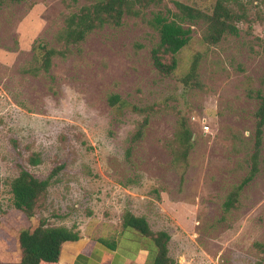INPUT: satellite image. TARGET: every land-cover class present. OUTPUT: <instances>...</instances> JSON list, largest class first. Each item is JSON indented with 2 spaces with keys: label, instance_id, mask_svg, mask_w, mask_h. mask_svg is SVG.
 <instances>
[{
  "label": "rangeland",
  "instance_id": "obj_1",
  "mask_svg": "<svg viewBox=\"0 0 264 264\" xmlns=\"http://www.w3.org/2000/svg\"><path fill=\"white\" fill-rule=\"evenodd\" d=\"M95 1L7 0L0 7V264L17 260L18 232L41 219L82 239L116 242L129 255L137 248L138 262L149 264L148 244L123 232L125 211L170 235L174 264H264L254 246L264 243V128L259 172L237 206L223 211L250 169L256 93L264 95V0H238L250 23L216 45L202 43L203 24L191 26L190 45L171 76L152 66L158 35L138 18L64 50L58 34L65 19ZM174 2L210 11L215 0H163L171 10ZM40 46L63 53L48 71ZM197 52L200 87L185 91L178 78ZM111 95L153 108L138 142L129 139L143 116L114 110ZM180 115L193 139L184 159L172 148ZM32 153L40 158L36 166L26 163ZM20 166L40 179L61 167L31 219L13 206Z\"/></svg>",
  "mask_w": 264,
  "mask_h": 264
},
{
  "label": "trees",
  "instance_id": "obj_2",
  "mask_svg": "<svg viewBox=\"0 0 264 264\" xmlns=\"http://www.w3.org/2000/svg\"><path fill=\"white\" fill-rule=\"evenodd\" d=\"M7 0H0V7ZM20 2L22 0H10ZM161 8L152 12L146 18L147 10ZM125 17H133L145 21L158 35V42L150 50L152 66L161 76H171L178 68L177 55L191 42V26L203 24L204 31L201 41L206 46L218 44L226 36H237L240 23H250L246 7L238 0H215L210 11L174 2V10L167 8L163 0H96L94 3L83 6L76 13L70 14L64 21V27L58 34V41L69 46L81 44L86 37L96 30L106 26L121 27ZM57 54H63L55 49L40 46L41 68L48 71L51 59ZM201 54L195 53L191 58L187 70L178 78L185 91L194 86L200 87L198 69ZM259 100L258 108L254 113V145L250 155L249 173L227 195L223 204L224 213H229L237 206L239 195L259 172L260 156L263 144L264 128V95L256 93ZM109 105L116 111L130 109L131 112L143 116L138 122L129 142L134 144L142 139L144 130L153 114V108L139 107L127 104L118 95L108 98ZM179 123L172 140V148L178 157L184 159L192 148V133L183 116H179ZM130 148V147H129ZM131 149V148H130ZM130 152V150L128 149ZM26 163L36 166L40 163L39 155L32 153L26 158ZM61 167L53 170L45 179H40L20 166L18 175L11 182L13 206L26 218L31 219L35 213L44 207L47 190L51 180ZM124 233L134 235L136 241H145L148 244L147 254L149 264H174L169 256L170 235L166 231L154 232L144 217H137L130 211L122 215ZM80 239L79 233L66 227L47 226L46 220L41 219L33 229H21L17 236V260L1 264H59L62 246L66 242H76ZM99 243L108 250L117 248L116 242H108L103 238L90 239L84 253ZM255 248L264 254V243H255ZM138 254L136 248L134 254Z\"/></svg>",
  "mask_w": 264,
  "mask_h": 264
},
{
  "label": "crops",
  "instance_id": "obj_3",
  "mask_svg": "<svg viewBox=\"0 0 264 264\" xmlns=\"http://www.w3.org/2000/svg\"><path fill=\"white\" fill-rule=\"evenodd\" d=\"M90 239L80 238L76 242H66L62 246L59 264H128L138 262V257L129 255L118 246L114 251L96 243L88 253H84Z\"/></svg>",
  "mask_w": 264,
  "mask_h": 264
},
{
  "label": "built area",
  "instance_id": "obj_4",
  "mask_svg": "<svg viewBox=\"0 0 264 264\" xmlns=\"http://www.w3.org/2000/svg\"><path fill=\"white\" fill-rule=\"evenodd\" d=\"M207 129V127H205Z\"/></svg>",
  "mask_w": 264,
  "mask_h": 264
}]
</instances>
